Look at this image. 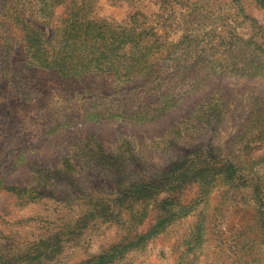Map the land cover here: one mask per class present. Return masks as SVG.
Wrapping results in <instances>:
<instances>
[{
	"label": "rangeland",
	"instance_id": "rangeland-1",
	"mask_svg": "<svg viewBox=\"0 0 264 264\" xmlns=\"http://www.w3.org/2000/svg\"><path fill=\"white\" fill-rule=\"evenodd\" d=\"M0 264H264V0H0Z\"/></svg>",
	"mask_w": 264,
	"mask_h": 264
},
{
	"label": "trees",
	"instance_id": "trees-1",
	"mask_svg": "<svg viewBox=\"0 0 264 264\" xmlns=\"http://www.w3.org/2000/svg\"><path fill=\"white\" fill-rule=\"evenodd\" d=\"M104 258V256H101V257H99V260H101V259H103Z\"/></svg>",
	"mask_w": 264,
	"mask_h": 264
}]
</instances>
